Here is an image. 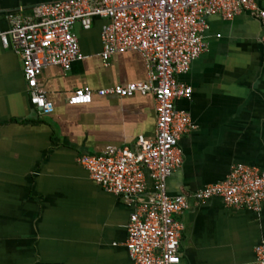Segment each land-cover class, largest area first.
<instances>
[{
	"label": "crops",
	"instance_id": "1",
	"mask_svg": "<svg viewBox=\"0 0 264 264\" xmlns=\"http://www.w3.org/2000/svg\"><path fill=\"white\" fill-rule=\"evenodd\" d=\"M53 1L0 0V28H9L11 16L30 18L35 5ZM104 22L94 17L87 30L76 23L85 58L69 70L46 66L39 75V87L54 103L50 114L31 102L22 58L0 40V264H133L126 241L135 203L103 189L78 156L134 147L141 135L154 138V96L94 93L87 104L68 100L79 87L148 80L139 52L103 63ZM203 37L206 51L176 74L192 87L176 107L189 112L194 127L179 140L183 162L167 178L171 196L222 181L239 162L264 170V23L249 11L231 19L211 14ZM179 219L183 264L252 263L264 239V201L254 211L219 196L192 200Z\"/></svg>",
	"mask_w": 264,
	"mask_h": 264
},
{
	"label": "built area",
	"instance_id": "2",
	"mask_svg": "<svg viewBox=\"0 0 264 264\" xmlns=\"http://www.w3.org/2000/svg\"><path fill=\"white\" fill-rule=\"evenodd\" d=\"M242 11L256 14L264 23L259 0H58L34 6L30 18L11 16L8 29L0 28V40L13 47L23 62L31 102L42 114H50L54 103L38 85L46 66L69 70L85 58L74 25L90 29L94 17L105 20L101 28V59L105 65L118 53L139 52L146 63L147 81H133L93 90L75 89L71 104H87L94 93L132 96L151 92L155 100L156 134L139 136L134 147L110 146L100 154L83 153L79 163L103 189L135 203L127 223L126 246L133 264H183L180 251L183 223L180 214L195 203L213 196L233 207L260 211L264 201V170L236 163L222 181L203 186L192 194L171 196L168 176L181 166V136L194 124L188 111L176 107L179 98H190L192 87L178 81L207 49L203 31L207 16L226 19ZM264 43V37H263ZM153 194H147V176ZM264 264V239L255 246V260Z\"/></svg>",
	"mask_w": 264,
	"mask_h": 264
}]
</instances>
